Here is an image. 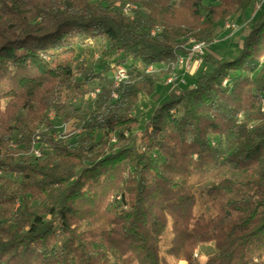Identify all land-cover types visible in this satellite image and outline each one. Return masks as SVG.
<instances>
[{"label": "trees", "instance_id": "1", "mask_svg": "<svg viewBox=\"0 0 264 264\" xmlns=\"http://www.w3.org/2000/svg\"><path fill=\"white\" fill-rule=\"evenodd\" d=\"M209 1L0 0V264H264V11L235 58L206 52L142 130L132 115L255 6ZM89 41L120 56L117 88L73 70Z\"/></svg>", "mask_w": 264, "mask_h": 264}, {"label": "rangeland", "instance_id": "2", "mask_svg": "<svg viewBox=\"0 0 264 264\" xmlns=\"http://www.w3.org/2000/svg\"><path fill=\"white\" fill-rule=\"evenodd\" d=\"M213 0H210L211 2ZM253 11L257 12L254 6V10L249 9L245 12V17L247 19H250L253 15ZM264 11V5L262 6L260 13ZM240 16L233 17L231 19H228L225 24L221 25L219 28V31L217 33L216 41H214L212 44H210L206 52H213L216 55H218L223 60H231L236 57L238 54V44H240L239 39V30H231L227 29L226 25L230 23L231 25L235 24H243V21H239ZM183 56V55H182ZM120 56L113 55V54H107L105 58H102V60H99V49L95 46V44L92 41L87 42L84 46H80L77 48V55L76 59L72 64L73 70L75 72H79V69L81 66H85L86 68H96L98 72H104L106 70H109L110 73L113 75L115 69L117 66H122L118 64ZM203 60V59H202ZM179 61V60H178ZM198 61V60H197ZM203 62V61H202ZM83 66V67H84ZM197 65L194 66V69L191 70V72H186L183 68H180L177 64L173 67L172 73L167 74L161 78V81L157 85V98L151 97L147 95H141L139 102L136 106V108L132 111V115L135 116L139 120V126L137 131L142 130L148 122V119L152 115L153 111L160 106L163 102H165L168 99L167 93L173 88H182V85L187 86V82L185 80V76L183 74H180L181 71L184 73H193ZM151 68V67H150ZM153 69L150 71V73H159V71L164 68L163 66H153ZM209 72V70L205 69L203 67V63H201V67L196 70L197 75H200L202 72ZM171 77H174L176 80L175 84H167V80ZM114 78V77H113ZM181 80H183L185 83H181ZM182 81V82H183ZM167 87V88H165ZM114 98L117 97V95H113ZM89 99L93 100L94 97L90 95ZM56 121V120H55ZM57 127L59 131L64 135L67 134L70 130V127L63 125L62 123L56 122ZM114 143H116V139H113ZM213 252V248L211 246L207 247V249L204 251V256L201 258L202 261H205L206 257ZM200 253L199 249L195 251L194 255H198ZM196 257V256H194ZM185 264V263H181Z\"/></svg>", "mask_w": 264, "mask_h": 264}, {"label": "built area", "instance_id": "3", "mask_svg": "<svg viewBox=\"0 0 264 264\" xmlns=\"http://www.w3.org/2000/svg\"><path fill=\"white\" fill-rule=\"evenodd\" d=\"M264 5V0H259L258 6L257 8H255L257 11H260L262 6ZM128 9H134V8H130L129 6L125 7V10ZM227 29H231V30H239L240 27H238V25H231L229 23V26H226ZM207 45L203 42H198L196 40H190V46L187 48L186 52L183 54L182 56V65L181 68H183L186 72H191L192 69H194V66H196V69H199L201 67V63H202V58L206 53V49H207ZM198 60V61H197ZM153 68H149V72L152 70ZM113 77H115L117 79V86H115L116 88L120 85V83L124 80L127 79V71L125 69V67L123 66H117L114 73H113ZM183 80H181V83H185ZM176 80L174 79V77H171L170 79L167 80V84H175ZM99 88H97L94 92H92L91 94H93V97H95L96 93L98 92ZM39 156H41V154H39Z\"/></svg>", "mask_w": 264, "mask_h": 264}, {"label": "crops", "instance_id": "4", "mask_svg": "<svg viewBox=\"0 0 264 264\" xmlns=\"http://www.w3.org/2000/svg\"><path fill=\"white\" fill-rule=\"evenodd\" d=\"M256 12H254L253 11V15L251 16V18L250 19H247L246 17H245V15H243V16H240L239 17V21L240 22H244L245 23V21H250V20H252V19H254L256 16ZM246 24V23H245ZM244 25V24H243ZM211 53H213V52H211ZM197 70V69H196ZM196 70H194V72L193 73H184L183 71H181L180 72V74H183L184 76H185V80H186V82H187V84L188 85H191L194 81H195V79H196V77H197V73H196ZM165 88H167V87H165ZM168 94V93H167Z\"/></svg>", "mask_w": 264, "mask_h": 264}, {"label": "bare ground", "instance_id": "5", "mask_svg": "<svg viewBox=\"0 0 264 264\" xmlns=\"http://www.w3.org/2000/svg\"><path fill=\"white\" fill-rule=\"evenodd\" d=\"M258 3H259V0H254V5L255 7L257 8L258 6ZM125 11H128V10H125ZM226 26H229V23L226 25ZM193 40V39H192ZM181 65H182V56L180 57L179 61H178V66L181 68ZM114 81L115 83L117 84V79L114 77ZM99 92V90H98ZM91 96L93 97V94H91ZM95 98V97H94Z\"/></svg>", "mask_w": 264, "mask_h": 264}]
</instances>
